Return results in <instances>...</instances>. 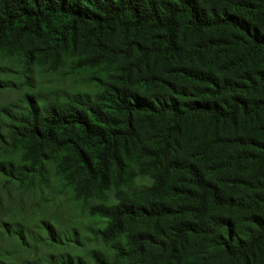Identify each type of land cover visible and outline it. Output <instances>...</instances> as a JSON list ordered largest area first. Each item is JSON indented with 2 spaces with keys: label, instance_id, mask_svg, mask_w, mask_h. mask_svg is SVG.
Wrapping results in <instances>:
<instances>
[{
  "label": "trees",
  "instance_id": "16d2710c",
  "mask_svg": "<svg viewBox=\"0 0 264 264\" xmlns=\"http://www.w3.org/2000/svg\"><path fill=\"white\" fill-rule=\"evenodd\" d=\"M0 264H264V0H0Z\"/></svg>",
  "mask_w": 264,
  "mask_h": 264
},
{
  "label": "rangeland",
  "instance_id": "374dc122",
  "mask_svg": "<svg viewBox=\"0 0 264 264\" xmlns=\"http://www.w3.org/2000/svg\"><path fill=\"white\" fill-rule=\"evenodd\" d=\"M63 84V82H62ZM68 82L66 81L64 83V86L67 85ZM149 184V179L147 178H139L136 181V188H142L145 187ZM29 199H26V204ZM36 199L32 198V201H35ZM18 199H14V202H17ZM16 205V204H15ZM25 205V203H24ZM29 205V203H28ZM34 211L30 210L27 211L26 213V218L29 223L33 224L32 222L35 221V215ZM44 218L46 219H54L56 220L59 225H61L64 228H68L69 224H72L75 226L77 231L79 233H82L84 230V226L87 224L80 216L75 212L73 207L68 203V198L67 197H62L60 200L56 201L54 204H49L48 207L46 208L44 215ZM80 252V251H78ZM83 254V253H82Z\"/></svg>",
  "mask_w": 264,
  "mask_h": 264
}]
</instances>
